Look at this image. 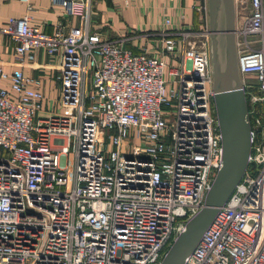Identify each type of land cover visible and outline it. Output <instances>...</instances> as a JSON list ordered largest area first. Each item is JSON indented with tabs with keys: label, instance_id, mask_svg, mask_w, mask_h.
<instances>
[{
	"label": "built area",
	"instance_id": "1",
	"mask_svg": "<svg viewBox=\"0 0 264 264\" xmlns=\"http://www.w3.org/2000/svg\"><path fill=\"white\" fill-rule=\"evenodd\" d=\"M19 1L0 33L22 66L42 51L58 95L43 111L39 79L0 64V264H158L221 166L207 21L133 52L61 21L46 33ZM232 2L247 164L182 264H264V10Z\"/></svg>",
	"mask_w": 264,
	"mask_h": 264
},
{
	"label": "crops",
	"instance_id": "2",
	"mask_svg": "<svg viewBox=\"0 0 264 264\" xmlns=\"http://www.w3.org/2000/svg\"><path fill=\"white\" fill-rule=\"evenodd\" d=\"M82 3L79 12H73L68 0H31V22L46 33L53 31L61 21L65 31L84 29L97 32L103 37H120L123 46L133 52L146 48L148 53L158 52L162 47V32L175 28L197 29L207 21L206 0H73ZM264 10V0H262ZM248 11V4H245ZM25 13L19 0H0V27L8 17H20ZM169 19L170 25L164 24ZM34 63L19 64L12 44L0 33V64L6 71L21 70L25 75L37 77L43 94L42 110L52 111L58 95L57 70L48 65L42 51H36ZM177 49L163 54L169 64L175 63ZM56 106V105H55ZM56 108V107H55Z\"/></svg>",
	"mask_w": 264,
	"mask_h": 264
},
{
	"label": "water",
	"instance_id": "3",
	"mask_svg": "<svg viewBox=\"0 0 264 264\" xmlns=\"http://www.w3.org/2000/svg\"><path fill=\"white\" fill-rule=\"evenodd\" d=\"M212 105L220 134L221 166L205 193L202 207L171 241L158 264H182L240 179L249 153L246 100L234 46L232 0H206Z\"/></svg>",
	"mask_w": 264,
	"mask_h": 264
},
{
	"label": "rangeland",
	"instance_id": "4",
	"mask_svg": "<svg viewBox=\"0 0 264 264\" xmlns=\"http://www.w3.org/2000/svg\"><path fill=\"white\" fill-rule=\"evenodd\" d=\"M53 105H54V109H55V107H56V106H55V102H54V104H53ZM165 251H166V250H165Z\"/></svg>",
	"mask_w": 264,
	"mask_h": 264
}]
</instances>
